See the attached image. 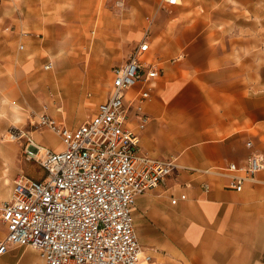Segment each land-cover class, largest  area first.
Here are the masks:
<instances>
[{"label": "crops", "instance_id": "obj_1", "mask_svg": "<svg viewBox=\"0 0 264 264\" xmlns=\"http://www.w3.org/2000/svg\"><path fill=\"white\" fill-rule=\"evenodd\" d=\"M183 2L163 9L181 7ZM203 31L166 27L161 35L149 38V57L158 61L163 74L151 85L152 99L145 108L151 120L140 134L141 152L177 158L180 170L168 185L189 183L192 188L186 190L188 200L176 206L164 187L138 198L136 232L146 254L153 257L142 264H264V172L236 192L227 188L224 178L191 175L183 169L222 168L243 164L253 152L264 155V106L249 109L237 93L236 49L244 59L242 52L251 42L225 45L206 38ZM156 48L161 50L159 60ZM66 88L62 87L64 92ZM248 142L253 143L251 149ZM4 155L0 152V157ZM22 176L24 172L17 175L6 167L0 171V220L1 207ZM205 180L211 185L208 193L200 187ZM174 191L181 192L178 187ZM6 232L1 221L0 241ZM17 249L0 256V264H22L24 253L37 255L41 264L38 253L28 250H20L18 263L9 262L6 256Z\"/></svg>", "mask_w": 264, "mask_h": 264}, {"label": "rangeland", "instance_id": "obj_2", "mask_svg": "<svg viewBox=\"0 0 264 264\" xmlns=\"http://www.w3.org/2000/svg\"><path fill=\"white\" fill-rule=\"evenodd\" d=\"M161 3L0 0V152L5 154L0 171L6 167L17 175L40 178L43 171L29 158L31 141L62 149L61 139L40 124V116L46 112L70 128L92 117L108 95L112 69L130 57L149 27L148 41L166 27L188 33L203 29L206 38L225 45L250 41L244 59L236 49L237 93L249 109L264 106V0H184L181 7L170 9ZM154 50L159 60L161 50ZM48 61L54 65L51 70H45ZM10 135L24 137L14 142ZM20 250L36 254L20 248L7 260L18 263ZM21 261L39 264L32 253H24Z\"/></svg>", "mask_w": 264, "mask_h": 264}, {"label": "built area", "instance_id": "obj_3", "mask_svg": "<svg viewBox=\"0 0 264 264\" xmlns=\"http://www.w3.org/2000/svg\"><path fill=\"white\" fill-rule=\"evenodd\" d=\"M181 0H162L160 7H175ZM145 39L121 65L112 69L108 95L92 117L76 128L61 125L44 112L40 124L61 139L62 149L41 147L31 141L30 159L43 175L22 176L1 207L6 235L0 256L14 248H31L41 264H142L146 254L134 224L140 196L161 187L171 204L188 200L189 183L168 185L180 170L177 158H154L141 152L140 134L150 123L146 104L151 85L162 76L158 61L150 58ZM23 49V46H21ZM53 67L48 62L45 70ZM139 88L136 93L133 90ZM253 147L252 142L247 143ZM191 175L220 177L228 189L242 192L264 172V155L253 152L240 165L205 170L183 168ZM181 192L176 195L175 189ZM208 193L210 183L200 185Z\"/></svg>", "mask_w": 264, "mask_h": 264}, {"label": "bare ground", "instance_id": "obj_4", "mask_svg": "<svg viewBox=\"0 0 264 264\" xmlns=\"http://www.w3.org/2000/svg\"><path fill=\"white\" fill-rule=\"evenodd\" d=\"M24 136H21V137H19V138H17V137H15V136H12L11 135V137H10V140H12V141H19L20 139H22ZM32 146V145H31Z\"/></svg>", "mask_w": 264, "mask_h": 264}]
</instances>
